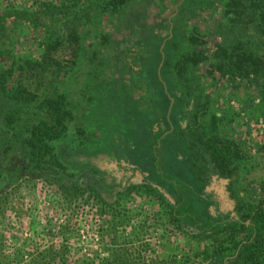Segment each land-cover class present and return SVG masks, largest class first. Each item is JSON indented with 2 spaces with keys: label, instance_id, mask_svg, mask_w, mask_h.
Masks as SVG:
<instances>
[{
  "label": "rangeland",
  "instance_id": "rangeland-1",
  "mask_svg": "<svg viewBox=\"0 0 264 264\" xmlns=\"http://www.w3.org/2000/svg\"><path fill=\"white\" fill-rule=\"evenodd\" d=\"M183 1L132 0L115 22H108L104 47L99 39L92 46L100 52L95 62L79 66L69 78L62 77L63 70L57 74L50 66L47 55L56 58L52 49L45 56L40 52L43 57L39 58V50L28 47L36 43L32 37L38 36L37 32H30L33 36L24 32L25 43L21 30L16 31L24 45L20 55L33 61L23 83L39 97L53 98L56 92L65 95L64 105L72 119L63 138L51 145L71 179L57 177L61 174L50 165H45L48 170L43 174L52 177L31 170L21 173L25 153L20 143L11 149L3 147L6 137L0 132V245L5 251L0 254V264H222L226 234L198 236L188 222L176 221L172 214L176 197L170 186L159 184L152 169L154 150L161 173L188 192L197 182L191 176V163L181 155L174 138L176 124L184 127L187 123L183 114L192 101L176 105L182 83L173 78L166 81L162 71L163 48L173 35V22ZM16 3L18 10L27 9L30 16H36L26 0ZM207 17V13H200L187 25L202 30ZM158 39L161 59L155 75L152 50ZM207 43L212 42L209 39ZM67 56L58 54L60 61ZM198 69L200 101L212 105L209 113L216 117V126L224 110L240 112L250 106L244 91L251 89L246 84L238 95L230 83L207 81L206 64ZM3 107L0 103V113ZM157 129L162 131L159 137L155 136ZM223 133L242 137L229 127ZM120 145L129 148L132 162L146 173L139 183L123 178L117 169ZM246 150L251 154L256 151L249 145ZM109 154L113 156L109 163L115 166L112 170L107 165ZM103 158L106 166L97 165ZM253 167L251 172L249 166H237L233 191L238 198H244L246 177L254 181L253 193L260 198L264 158L255 160ZM228 182L211 174L203 183L202 195L230 211L234 200ZM111 192H119L113 200L107 195ZM209 211L213 214L215 210L211 207Z\"/></svg>",
  "mask_w": 264,
  "mask_h": 264
},
{
  "label": "trees",
  "instance_id": "trees-1",
  "mask_svg": "<svg viewBox=\"0 0 264 264\" xmlns=\"http://www.w3.org/2000/svg\"><path fill=\"white\" fill-rule=\"evenodd\" d=\"M16 1L19 0H0V103L5 107L0 113V132L6 137L2 146L11 149L19 142L27 170L52 177L43 174L48 170L45 165H50L62 175L57 177L69 181L71 176L66 175L51 145L63 138L72 119L64 105L65 95L56 92L53 98L39 97L23 83L33 69L30 66L33 61L30 56L20 55L19 49L24 45L18 41L16 31L21 30L25 43L28 39L24 32L29 36H33L30 32H37L38 36L32 37L36 43L26 45L39 50V58L43 57L40 52L45 56L52 49L56 58L48 52L50 66L57 74L63 70L62 77L69 78L79 66L95 62L100 52L92 46L99 39V45L104 47L108 42L105 35L108 22H115L132 0H26L35 17L27 9L18 10ZM193 1L184 0L179 7L173 35L163 48L162 71L166 73L163 74L166 81L173 78L182 83L176 105L182 100L192 101L183 114L189 121L186 119L184 127L176 124L174 138L181 155L191 163V176L197 182L192 192H188L161 173L151 149L152 169L164 183L170 184L176 197L172 211L176 221L188 222L198 236H216L222 231L226 234L222 264H264V181L258 188L260 198L253 193L254 181L249 177L243 180L244 198H238L233 191L239 173L237 166H249L254 172L255 160L264 158V0ZM200 13L208 14L202 30L189 27L187 22ZM185 15L188 18L184 20ZM209 39L211 44L207 43ZM160 43L158 39L152 50L155 75L161 59ZM61 53L68 55L67 60L60 61ZM203 63L207 81L230 83L238 95L243 84L251 89L244 91L250 106L240 112L224 110L217 126L216 117L209 113L212 105L200 101L198 66ZM167 95L164 93L163 97ZM176 105L174 111L179 109ZM228 127L242 137L223 135ZM161 134L162 131H157L155 136ZM248 145L249 149H256L255 154L246 150ZM211 174L229 181L227 187L234 200L232 210H222L215 200L202 195L203 183ZM211 207L215 210L213 214L209 211ZM4 252L0 245V254Z\"/></svg>",
  "mask_w": 264,
  "mask_h": 264
},
{
  "label": "crops",
  "instance_id": "crops-1",
  "mask_svg": "<svg viewBox=\"0 0 264 264\" xmlns=\"http://www.w3.org/2000/svg\"><path fill=\"white\" fill-rule=\"evenodd\" d=\"M159 130H161V129H157V131H159ZM157 131H155V134ZM115 148L116 147H113L111 149L114 150ZM117 150L119 151L120 160H121L120 167L117 169H121L122 174H123V178L132 179L135 183H139V180L141 179V177H142V179L146 177V173H144V174L141 173L142 169L139 168L140 165H136L132 162V159L130 158L129 153H128V151H129L128 147H123L122 145H120V147H117ZM112 157H113L112 155H110V154L108 155V164H107L108 170H112L113 167H115L113 164L109 163L110 159H112ZM116 160H118V159H116ZM106 161L107 160L103 158V160L101 162H99V163L96 162V164L98 165V164L103 163L106 166V164H105ZM115 165H116V163H115ZM140 174H141V176H140ZM156 177H157L159 184L170 186V184L164 183L159 178V175H156Z\"/></svg>",
  "mask_w": 264,
  "mask_h": 264
},
{
  "label": "flooded vegetation",
  "instance_id": "flooded-vegetation-1",
  "mask_svg": "<svg viewBox=\"0 0 264 264\" xmlns=\"http://www.w3.org/2000/svg\"><path fill=\"white\" fill-rule=\"evenodd\" d=\"M17 163H18V161H16ZM15 162V163H16ZM20 168H21V173H24L25 172V170H27V168H28V163L26 162V161H24V163H21V165H20ZM24 174H26V173H24ZM2 181H0V186H2ZM104 193V192H103ZM119 192H111V194H108L107 193V195L111 198V200H113V199H115L116 198V195L118 194ZM98 212H100V211H98Z\"/></svg>",
  "mask_w": 264,
  "mask_h": 264
},
{
  "label": "built area",
  "instance_id": "built-area-1",
  "mask_svg": "<svg viewBox=\"0 0 264 264\" xmlns=\"http://www.w3.org/2000/svg\"><path fill=\"white\" fill-rule=\"evenodd\" d=\"M93 212H94V214H97V213H95L96 212L95 210Z\"/></svg>",
  "mask_w": 264,
  "mask_h": 264
}]
</instances>
